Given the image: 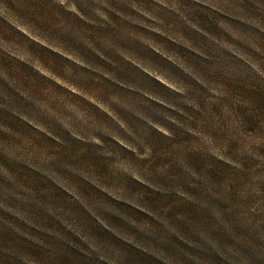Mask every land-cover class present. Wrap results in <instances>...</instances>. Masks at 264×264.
<instances>
[{"label":"rangeland","instance_id":"374dc122","mask_svg":"<svg viewBox=\"0 0 264 264\" xmlns=\"http://www.w3.org/2000/svg\"><path fill=\"white\" fill-rule=\"evenodd\" d=\"M0 264H264V0H0Z\"/></svg>","mask_w":264,"mask_h":264}]
</instances>
